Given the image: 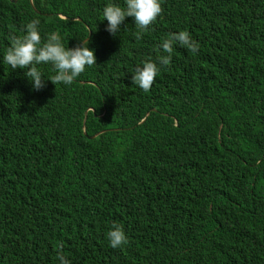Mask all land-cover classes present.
Returning a JSON list of instances; mask_svg holds the SVG:
<instances>
[{
	"label": "trees",
	"instance_id": "trees-1",
	"mask_svg": "<svg viewBox=\"0 0 264 264\" xmlns=\"http://www.w3.org/2000/svg\"><path fill=\"white\" fill-rule=\"evenodd\" d=\"M108 2L0 0V56L38 19L42 37L115 43L134 59L95 51L117 80L105 95L79 81L35 91L23 69L0 63V264H58V254L71 264H264V0H161L139 40L132 17L105 30ZM180 30L199 51L175 46L150 90H137L129 73ZM125 89L129 100L114 104ZM113 223L128 237L117 249L106 239Z\"/></svg>",
	"mask_w": 264,
	"mask_h": 264
},
{
	"label": "clouds",
	"instance_id": "clouds-1",
	"mask_svg": "<svg viewBox=\"0 0 264 264\" xmlns=\"http://www.w3.org/2000/svg\"><path fill=\"white\" fill-rule=\"evenodd\" d=\"M163 9L161 0H123V4L116 2V0H109L102 9V21H107L105 30L114 36L120 32L121 25L125 19L132 17L137 29L135 37L139 40L142 33L148 31L160 18ZM177 45L193 53L199 51L198 42L193 39L187 30L168 34L159 44V48L164 54L159 55L155 61H143L135 67L132 73H129L131 83L137 90L143 93L150 90L162 68L170 63L174 48ZM129 60L134 59L129 58ZM0 63L10 66L13 70L17 68L23 69L24 76L35 91L44 88L46 81L64 86H69L74 81H79L84 85L97 86L100 93L105 95L109 91L111 83H117V80L111 73V67L107 62L98 60V55H95V50L89 46L86 39L78 40L75 47L69 48L65 46L60 34L55 31H51L45 37H42L40 21L38 19H32L27 22L24 25L23 34L12 38L10 46L0 56ZM46 65H50L53 71V74L50 76H45L41 71V66ZM88 71H91L98 81L103 79L102 84L92 79L83 81L82 77ZM125 80H123V84ZM128 94V90L125 89L116 95L112 101L114 104L118 100L128 101ZM83 135L86 138L91 137L92 139L96 137L92 136L93 134H89L86 130ZM217 138H219L218 135ZM262 156L264 158V153ZM243 161L248 163L245 159ZM222 189L218 192L222 193ZM193 194L199 197H203L204 195L202 189H193ZM228 203L229 201L223 202V204ZM180 205L181 207L183 206L182 204ZM260 225L264 228V223ZM106 239L109 246L113 249L121 248L128 243L126 232L121 225L116 223H113L107 231ZM57 260L58 264H71L62 254L57 255ZM90 264H101V262L98 261Z\"/></svg>",
	"mask_w": 264,
	"mask_h": 264
},
{
	"label": "rangeland",
	"instance_id": "rangeland-1",
	"mask_svg": "<svg viewBox=\"0 0 264 264\" xmlns=\"http://www.w3.org/2000/svg\"><path fill=\"white\" fill-rule=\"evenodd\" d=\"M86 40L89 43V46L92 49H94L95 51L105 52L109 57H113V58L118 59V60H125L126 62L129 60V58H127L126 55L121 52L120 49L122 47L120 46V48L118 49L113 40L112 41L114 43V47L115 48H111V47H109L107 45H104L103 43H100V42H91V41H89V39H86ZM222 44H223V41L221 40V37H220V39H219V41L217 43L218 50H219V48L221 47ZM197 79H199V78H197ZM197 79H195L193 82H197L198 81ZM231 158H232V156H231ZM241 168L243 170H246L245 171L246 173H249L248 167H241ZM246 175H248V174H246ZM16 208L17 207L12 208L11 212H14ZM175 264H180V263H175Z\"/></svg>",
	"mask_w": 264,
	"mask_h": 264
},
{
	"label": "water",
	"instance_id": "water-1",
	"mask_svg": "<svg viewBox=\"0 0 264 264\" xmlns=\"http://www.w3.org/2000/svg\"><path fill=\"white\" fill-rule=\"evenodd\" d=\"M14 1H16V0H14Z\"/></svg>",
	"mask_w": 264,
	"mask_h": 264
}]
</instances>
